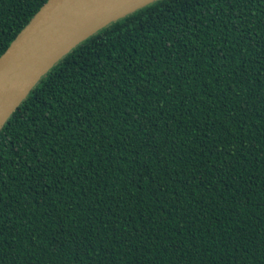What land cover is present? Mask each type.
I'll list each match as a JSON object with an SVG mask.
<instances>
[{
	"label": "trees",
	"instance_id": "1",
	"mask_svg": "<svg viewBox=\"0 0 264 264\" xmlns=\"http://www.w3.org/2000/svg\"><path fill=\"white\" fill-rule=\"evenodd\" d=\"M47 0H0V57ZM0 264H264V0H156L79 43L0 129Z\"/></svg>",
	"mask_w": 264,
	"mask_h": 264
},
{
	"label": "water",
	"instance_id": "2",
	"mask_svg": "<svg viewBox=\"0 0 264 264\" xmlns=\"http://www.w3.org/2000/svg\"><path fill=\"white\" fill-rule=\"evenodd\" d=\"M156 0H47L0 57V129L64 55L108 24Z\"/></svg>",
	"mask_w": 264,
	"mask_h": 264
}]
</instances>
